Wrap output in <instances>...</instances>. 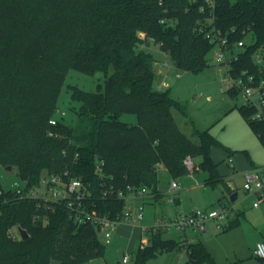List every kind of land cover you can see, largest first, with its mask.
Wrapping results in <instances>:
<instances>
[{
	"label": "trees",
	"instance_id": "1",
	"mask_svg": "<svg viewBox=\"0 0 264 264\" xmlns=\"http://www.w3.org/2000/svg\"><path fill=\"white\" fill-rule=\"evenodd\" d=\"M215 31L230 43L243 40L235 69L257 73L264 0H0V165L15 167L26 182L21 192L0 183V264H80L104 251L98 228L76 221L66 201L45 206L26 195L44 172L81 180L88 192L82 204L111 218L124 205L119 190L143 186L151 194L144 203L152 202L160 195L157 168L175 180L188 171V156L199 157L205 183L230 189L211 155L218 140L208 129L182 131L173 110L186 118L185 108L155 84L158 53L150 48L169 55L177 69L197 72L208 65ZM68 68L104 73L103 91L71 86L80 103L74 126L64 114L54 116ZM239 109L264 144V122ZM121 112L135 113L136 123L120 120ZM239 223L234 217L224 229ZM12 227L27 236H13ZM164 232L145 233L148 244L140 245L134 264L162 250H185L180 264L214 263L201 241Z\"/></svg>",
	"mask_w": 264,
	"mask_h": 264
},
{
	"label": "rangeland",
	"instance_id": "2",
	"mask_svg": "<svg viewBox=\"0 0 264 264\" xmlns=\"http://www.w3.org/2000/svg\"><path fill=\"white\" fill-rule=\"evenodd\" d=\"M156 52V46H150ZM214 45L207 53L208 65L192 72L182 71L173 65L169 55H160L154 64L155 84L162 82L161 89L179 101L185 108L187 117L183 118L178 110H173L174 117L186 135L195 127L208 129L218 140L211 148V155L217 162V172L230 186L223 183H205L206 173L197 169L199 157H190L193 170L175 178L178 187L170 191V182L174 179L163 167L157 168V189L160 195L152 202L143 204V219L135 226L120 222L111 236V243L106 244L102 255L80 264H134L141 241L148 244L146 234L141 236L140 224L151 225L154 217H172L177 212H189L193 209H211L225 206L229 210L228 218L208 220L205 231L189 230L193 241H201L213 257V264H259L253 254L255 244L264 240V198L254 207L256 200L253 193L243 188L244 172L264 166V144L253 132L242 115L240 94H230L222 80L223 72L215 63ZM111 68L108 70V73ZM104 73L95 71L87 73L68 68L56 102L54 116L74 126L77 120L79 101L71 98V86L86 91H103ZM118 118L128 123H136L137 117L132 112H121ZM192 140L196 138L192 136ZM254 166V167H253ZM197 169V170H196ZM0 183L2 188H14L22 185V180L15 167L7 169L0 165ZM40 190L37 191V193ZM236 192L234 200L230 199ZM238 217L236 227L224 229L227 222ZM218 225V226H217ZM15 227L11 228L15 232ZM181 231L171 228L163 237L180 239ZM101 238V236H100ZM128 252L130 259L122 262L123 252ZM185 256L179 257L175 252L157 251L147 257L141 264H180ZM50 264H58L51 260ZM200 264H209L202 262ZM264 264V261H263Z\"/></svg>",
	"mask_w": 264,
	"mask_h": 264
},
{
	"label": "built area",
	"instance_id": "3",
	"mask_svg": "<svg viewBox=\"0 0 264 264\" xmlns=\"http://www.w3.org/2000/svg\"><path fill=\"white\" fill-rule=\"evenodd\" d=\"M163 22V19L160 20ZM142 36V34H141ZM211 42L218 46V50L214 52L215 63L219 66V72H223L222 80L226 83L227 89L235 90L242 97V106L251 109L249 118L254 121L264 122V60L259 53L253 56V62L257 65V73H252L248 69L236 70L234 64L239 60L240 51L245 49L243 40H237L232 43L228 42L224 36L219 34V31L212 32ZM142 47H146L144 44ZM151 48V47H150ZM158 56L167 54L159 48L156 49ZM162 82L157 83V87L161 88ZM60 114H64L63 111ZM51 124L55 123V119L49 120ZM184 163L188 170L192 172L193 161L186 157ZM245 181L243 188L253 193L256 200L252 203L254 207L258 206L259 202L264 198V166L254 168L244 172ZM175 180L170 182V191L178 187ZM26 182L22 181V185L15 186L17 192L24 190ZM85 184L77 179L57 173L44 172L39 177L36 186L29 188L26 191L27 196L38 198L43 205L48 206L52 203L66 201L67 206L72 209L71 216L76 221H89L95 225L100 233L101 240L108 244L110 243L113 231L120 222L126 224H136L143 219V204L145 198L151 196L145 187L133 189L127 186V192L121 190L117 195L124 199L122 210L114 218L98 213L95 210H88L82 200L87 195ZM40 190L38 193L37 191ZM229 210L225 206L211 209H193L189 212H177L172 217L156 216L151 225H141L143 234L146 232H156L158 230L177 229L181 232L188 230L205 231L208 220H220L228 218ZM218 226V225H217ZM13 236L20 237L17 230L13 232ZM186 242L188 240L184 239ZM145 242L141 241V245ZM253 254L260 259H264V240H260L255 244ZM179 257L185 256V250L177 253ZM130 255L128 252H123L122 262H128Z\"/></svg>",
	"mask_w": 264,
	"mask_h": 264
},
{
	"label": "crops",
	"instance_id": "4",
	"mask_svg": "<svg viewBox=\"0 0 264 264\" xmlns=\"http://www.w3.org/2000/svg\"><path fill=\"white\" fill-rule=\"evenodd\" d=\"M159 167H161V165L159 166ZM158 167V168H159ZM254 167V166H253ZM233 194V193H232ZM229 222V221H228ZM119 225V224H118ZM118 225H117V227H118ZM141 225L142 224H140L139 225V227H140V229H141ZM132 226H135V224H132ZM117 227H116V229L115 230H117ZM114 232V231H113ZM165 233V232H164ZM163 233V234H164ZM113 234V233H112ZM163 234H162V236H163ZM143 235V232H142V229H141V236ZM165 238V237H164ZM180 239H186V240H188L189 242H192L193 241V236L191 235V233L189 232V230L187 231V232H182V235L180 236ZM110 243H111V240H110ZM109 243V244H110ZM125 263H127V262H125Z\"/></svg>",
	"mask_w": 264,
	"mask_h": 264
},
{
	"label": "water",
	"instance_id": "5",
	"mask_svg": "<svg viewBox=\"0 0 264 264\" xmlns=\"http://www.w3.org/2000/svg\"><path fill=\"white\" fill-rule=\"evenodd\" d=\"M6 168L7 169H10V166H7ZM235 197H236V192H234L233 194H231L230 199L231 200H234ZM19 233H20L21 238H24V237L27 236V233H26V231L24 229H19Z\"/></svg>",
	"mask_w": 264,
	"mask_h": 264
}]
</instances>
